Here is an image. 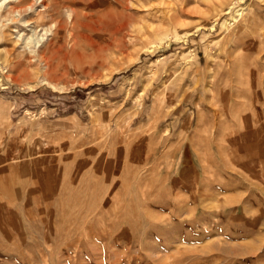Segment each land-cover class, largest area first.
Wrapping results in <instances>:
<instances>
[{"label":"rangeland","instance_id":"obj_1","mask_svg":"<svg viewBox=\"0 0 264 264\" xmlns=\"http://www.w3.org/2000/svg\"><path fill=\"white\" fill-rule=\"evenodd\" d=\"M0 264H264V0H0Z\"/></svg>","mask_w":264,"mask_h":264},{"label":"bare ground","instance_id":"obj_2","mask_svg":"<svg viewBox=\"0 0 264 264\" xmlns=\"http://www.w3.org/2000/svg\"><path fill=\"white\" fill-rule=\"evenodd\" d=\"M9 1H10V3H11V2H13V3H17V0H9ZM43 1H44V0H40V2H43ZM54 2H55V1H54ZM34 4H35V3H34ZM39 4H41V3H39ZM43 4H44V3H43ZM20 5H24V3L22 2ZM32 5H33V4H30V5L28 6V8L25 9V10H26V11H28V10H29V11L32 10ZM26 7H27V6H26ZM71 10H72V9H71ZM12 11H13V13H14V10H12ZM22 11H24V10H22ZM26 11H25V12H26ZM17 13L19 14L20 12H19V11H15V14H17ZM22 13H23V12H22ZM22 16H23V15H22ZM58 26H59V25H58ZM57 32H58V31H57ZM237 63H238V62H237ZM238 66H239V65H238ZM229 82L231 83V81H229ZM225 83H226V82H225ZM238 83H240V82H238ZM228 84H229V83H228ZM224 85H225V84H224ZM236 85H237V84H236ZM238 85H239V84H238ZM225 86H226V85H225ZM228 86H229V85H228ZM234 87H236V86H234ZM237 87H238V86H237ZM232 88H233V87H232ZM236 89H237V88H236ZM236 89H235V90H236ZM218 90H219V89H218ZM235 90H234V91H235ZM236 91H237V90H236ZM236 91H235V92H236ZM242 91H243V90H242ZM238 92H240V91L238 90ZM236 93H237V92H236ZM237 97H238V95H237ZM232 100H233V99H232ZM235 102H236V100H235ZM236 103H237V102H236ZM218 105H219V104H218ZM231 108H232V107H231ZM233 110H234V109H233ZM228 114H229V113H228ZM229 124H230V123H229ZM234 125H235V124H234ZM225 126H226V125H225ZM225 126H224V127H225ZM225 129H226V128H225ZM223 132H224V131H223ZM221 134H222V133H221ZM221 136H222V135H221ZM216 149H217V148H216Z\"/></svg>","mask_w":264,"mask_h":264}]
</instances>
